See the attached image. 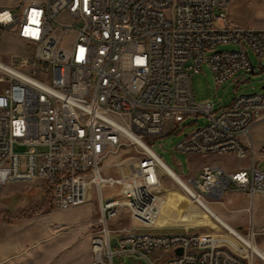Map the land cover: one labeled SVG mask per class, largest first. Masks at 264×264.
Listing matches in <instances>:
<instances>
[{
    "label": "built area",
    "instance_id": "obj_1",
    "mask_svg": "<svg viewBox=\"0 0 264 264\" xmlns=\"http://www.w3.org/2000/svg\"><path fill=\"white\" fill-rule=\"evenodd\" d=\"M230 2L46 0L0 7V28L25 48L0 59V194L8 185L41 181L53 207L67 211L95 192V232H106L109 250L93 234L91 264H255L208 234L156 231L163 207L158 196L171 176L146 141L161 135L167 122L204 118L175 150L250 155L239 137L264 117V91L237 95L216 109L211 101L196 102L191 87V73L205 64L222 84L240 72L255 73L251 52L264 60V29L233 24ZM61 10H68L67 18H60ZM226 44L233 48H220ZM120 151L136 156L128 172L120 163L112 175L107 160ZM139 156H147L145 167H138ZM182 180L188 187L181 189L199 204L229 190L250 199L264 194L257 162L235 171L205 165L198 177ZM112 189H120L119 198H110ZM123 191L143 199L144 207L121 201ZM142 227H149L148 237L136 236ZM247 231L253 242L251 224Z\"/></svg>",
    "mask_w": 264,
    "mask_h": 264
},
{
    "label": "rangeland",
    "instance_id": "obj_2",
    "mask_svg": "<svg viewBox=\"0 0 264 264\" xmlns=\"http://www.w3.org/2000/svg\"><path fill=\"white\" fill-rule=\"evenodd\" d=\"M29 1L46 0H0V7L16 10L20 4ZM227 12L241 26L264 28V0H233L230 9L227 7ZM220 48L230 50L233 45H221ZM24 51L22 41L0 28V59L7 61L13 54ZM250 56L255 73L240 72L222 84L216 83L206 64L201 72L191 73V87L196 102L211 101L218 109L237 95L264 91V60H258L252 52ZM204 122V118L196 117H190L182 124L167 122L161 135L146 138L153 150L181 179L198 177L204 165L235 167L250 162L247 158L238 159L232 153L201 155L175 150L179 141ZM252 152L251 148L250 153ZM135 156L134 151H120L112 155L107 160L114 165L110 174L119 173L117 164L120 163H123L124 169L130 170L125 165ZM261 167L264 169V162ZM164 193L167 194V199L157 222V232L178 233L188 229L190 232L208 234L214 241L226 243L235 251L249 255V249L241 241L228 234L168 177L162 182L160 194ZM125 196H121V201ZM128 201L130 204L134 203L133 198ZM210 206L217 207L222 217L245 237L248 224L253 221L258 230L253 242L264 248V212L255 211L256 203L249 197L229 191L218 200L210 201ZM99 213L98 196L95 192L88 202L60 211L53 207L50 195L41 181L6 186L0 194V264H91L90 240L93 234L98 233L95 232L97 228L94 223ZM121 224L129 228L131 223L123 221ZM139 231L145 232V229ZM252 257L255 264H264L259 257ZM115 264H118L117 259Z\"/></svg>",
    "mask_w": 264,
    "mask_h": 264
},
{
    "label": "bare ground",
    "instance_id": "obj_3",
    "mask_svg": "<svg viewBox=\"0 0 264 264\" xmlns=\"http://www.w3.org/2000/svg\"><path fill=\"white\" fill-rule=\"evenodd\" d=\"M32 4H33V1L22 3V5H32ZM67 17H68V10H61L60 11V18H67ZM137 140H138V142L140 144L145 145L147 147V145L145 143H143L140 139H137ZM241 143L244 144L242 141H241ZM147 148L151 151V153L156 155L149 147H147ZM156 157H158V156L156 155ZM158 159H159V157H158ZM159 160H160V163L163 165V167L166 169V171L171 176V179H173V181L175 183L181 184V185H183L185 187H188L185 184V182L181 179V177H179L161 159H159ZM145 163H147V156H139V158H138V167H145ZM125 166H128V168H130L128 164H126ZM218 168H220V167L218 166ZM122 170L125 173L128 172V170L124 169V167H123ZM119 194H120V189H112L110 191V198H116V196H118ZM124 194H126V196ZM121 196H125L123 201H127L129 206L136 207V208H143L144 207V200L140 199V198H135V194L134 193H130V191H123L121 193ZM132 198L134 199V203L130 204L128 199L131 200ZM166 199H167V194L166 193H164L163 195L160 194L158 196L157 203L162 202V204L164 206V202H165ZM197 204L200 205L201 207H204L203 209L210 215V217H212L215 221L219 222L225 229H227L233 235H235V237L237 236V237H239L241 239L239 241H241L250 251L249 255H245V256H254L255 255V256L259 257V259H261L264 262V251L261 248H259L257 245H255L251 240H249L246 237H244L241 233L236 231L218 213H216L212 208H210L211 207L210 204L206 203L204 200H201V204H199V203H197ZM108 207H116V200H108ZM162 210H163V207H162ZM158 219L156 220V224L158 222ZM136 236L148 237L149 236V231L145 230V232H136ZM94 241L95 242H102V250H109V241H106V232H98L96 235H94Z\"/></svg>",
    "mask_w": 264,
    "mask_h": 264
},
{
    "label": "crops",
    "instance_id": "obj_4",
    "mask_svg": "<svg viewBox=\"0 0 264 264\" xmlns=\"http://www.w3.org/2000/svg\"><path fill=\"white\" fill-rule=\"evenodd\" d=\"M233 3V0H231V2L229 3L228 5V8L230 9V6L232 5ZM229 14V13H228ZM229 18L231 20V22L235 25H239L235 19H232L230 17V14H229ZM241 26V25H239ZM247 27V26H245ZM252 27V26H251ZM259 29H264V28H259ZM240 140L248 145L250 147V149L252 148L253 149V152L250 153V155L247 157V160H250V162H248L246 165H240V166H235V167H228V166H225V165H222V164H211V165H215V166H219L221 169H223L224 171H235L239 168H246V167H249L252 162H257L258 163V166L260 168L261 165L263 164L264 162V117L254 123L250 130H249V134L248 135H240ZM205 166V165H204ZM203 168V167H202ZM202 168L200 169L199 173L201 172ZM263 169V168H262ZM192 177H195V176H192ZM173 180V179H172ZM174 182V181H173ZM177 184V183H176ZM180 186V184H177ZM229 191H234V190H229ZM227 191V192H229ZM226 192V193H227ZM236 192V191H235ZM237 193H240V194H243L245 196H247L246 194L242 193V192H237ZM225 194V193H224ZM223 194V195H224ZM263 194H256L254 196L253 199H251L253 201V203H256V207H255V211H261V212H264V197L262 196ZM248 197V196H247ZM198 205V204H197ZM203 211H205L203 208L204 207H201L200 205H198ZM210 207V206H209ZM212 208L216 213H218L221 217L222 215L220 214L218 208L216 207H210ZM206 212V211H205ZM207 213V212H206ZM208 214V213H207ZM209 215V214H208ZM210 216V215H209ZM223 218V217H222ZM228 224H230L232 226V224L227 221L225 218H223ZM217 222V221H216ZM221 227H223L219 222H217ZM250 224L253 226L255 232H256V235L254 238H256V236L258 235V230L256 228V225L253 221L250 222ZM250 224H248L250 226ZM233 227V226H232ZM224 228V227H223ZM234 228V227H233ZM139 229H145V230H148L149 231V227H142V228H137L136 229V232H140ZM225 229V228H224ZM235 229V228H234ZM228 234L232 235L235 237V235H233L230 231H228L227 229H225ZM236 230V229H235ZM238 231V230H236ZM239 232V231H238ZM240 233V232H239ZM237 238V237H235ZM260 248V247H259ZM263 251H264V248H261Z\"/></svg>",
    "mask_w": 264,
    "mask_h": 264
},
{
    "label": "water",
    "instance_id": "obj_5",
    "mask_svg": "<svg viewBox=\"0 0 264 264\" xmlns=\"http://www.w3.org/2000/svg\"><path fill=\"white\" fill-rule=\"evenodd\" d=\"M263 89H264V87H263ZM113 243H114V244H117L115 239L113 240ZM179 252H181V250H180Z\"/></svg>",
    "mask_w": 264,
    "mask_h": 264
}]
</instances>
